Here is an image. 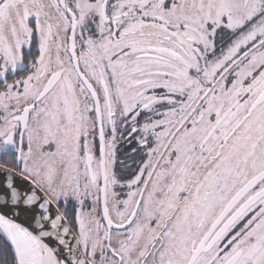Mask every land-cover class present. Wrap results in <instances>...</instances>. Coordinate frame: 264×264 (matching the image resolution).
Here are the masks:
<instances>
[{"label":"snow or ice","instance_id":"6c2138e0","mask_svg":"<svg viewBox=\"0 0 264 264\" xmlns=\"http://www.w3.org/2000/svg\"><path fill=\"white\" fill-rule=\"evenodd\" d=\"M0 264H264V0H0Z\"/></svg>","mask_w":264,"mask_h":264}]
</instances>
